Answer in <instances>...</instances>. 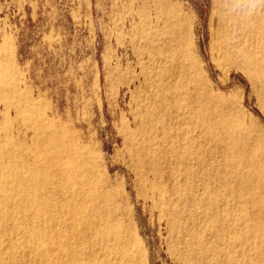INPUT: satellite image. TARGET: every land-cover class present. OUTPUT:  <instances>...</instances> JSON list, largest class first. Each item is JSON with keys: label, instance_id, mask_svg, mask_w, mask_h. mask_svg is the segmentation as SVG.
<instances>
[{"label": "bare ground", "instance_id": "obj_1", "mask_svg": "<svg viewBox=\"0 0 264 264\" xmlns=\"http://www.w3.org/2000/svg\"><path fill=\"white\" fill-rule=\"evenodd\" d=\"M213 3L211 52L238 62L264 115V4ZM175 24L177 46L165 48L174 61L168 66L165 49L150 48L138 130L125 137L144 188L137 195L151 209L167 208L184 264H264V122L234 98L206 91L184 45L186 22ZM0 64V264H145L125 196L97 156L63 122L50 127L40 101L15 87L9 58ZM15 122L31 130L28 143L14 136Z\"/></svg>", "mask_w": 264, "mask_h": 264}, {"label": "rangeland", "instance_id": "obj_2", "mask_svg": "<svg viewBox=\"0 0 264 264\" xmlns=\"http://www.w3.org/2000/svg\"><path fill=\"white\" fill-rule=\"evenodd\" d=\"M213 4V0H0V58H9L15 87L40 101L50 127L63 122L60 128L69 129L78 144L97 156L112 187L125 196L124 212L130 220L125 221L140 242L145 264H184L177 256L181 246L173 243L174 231L166 221L167 208L151 209L137 195L144 188L130 168L125 143L127 133L138 130L134 116L140 112L139 90L151 69L150 48L176 47L175 23L184 18V45L207 79L206 91L234 98L264 122L245 71L236 60V65L232 60L221 62L211 52ZM166 49L165 61L171 66L174 57ZM12 131L26 143L32 133L18 122Z\"/></svg>", "mask_w": 264, "mask_h": 264}, {"label": "clouds", "instance_id": "obj_3", "mask_svg": "<svg viewBox=\"0 0 264 264\" xmlns=\"http://www.w3.org/2000/svg\"><path fill=\"white\" fill-rule=\"evenodd\" d=\"M256 3L264 4V0H255Z\"/></svg>", "mask_w": 264, "mask_h": 264}]
</instances>
